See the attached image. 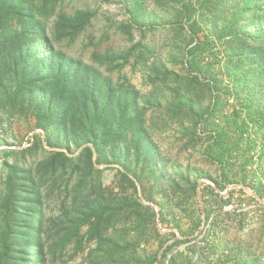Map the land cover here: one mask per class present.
Instances as JSON below:
<instances>
[{
  "label": "trees",
  "instance_id": "trees-1",
  "mask_svg": "<svg viewBox=\"0 0 264 264\" xmlns=\"http://www.w3.org/2000/svg\"><path fill=\"white\" fill-rule=\"evenodd\" d=\"M62 2L0 0V123L6 122L9 127L18 117L32 120L43 135H35L26 148L2 150L5 156L1 169L5 174L0 178V264H63L70 248L76 255L91 247L87 256L93 257L94 264H124L126 240L122 235L129 224L137 223L134 231H141L142 237L146 232L162 237L155 226V210L143 204L137 194L139 184L148 203L156 201L152 194L146 195L148 186L160 187L157 195L163 200L168 198L164 160L146 127L148 103H141V92L120 74L136 49L140 62L148 63L149 56L141 44L120 59L93 54L92 59L107 71L122 61L116 66L117 80L69 56L59 45L74 42L89 28L95 14L89 9L72 14L58 11ZM199 5L201 9L194 12L186 6L190 35L195 41L205 9L228 14L232 6L236 8L228 25L220 28L216 21L210 22L218 38L242 29L249 14L261 13L264 17V0H202ZM134 26L133 21L122 25L130 41H134ZM210 42L198 41L188 48L191 72L198 70L196 55ZM250 55L246 76L252 81L264 73V55L253 51ZM163 71L166 77L173 75ZM214 111L216 105L208 110L209 115ZM258 115L264 146V115L254 117ZM228 134L221 130L207 146V157L219 165L223 190L228 180L226 164L232 153ZM45 146L60 151H48ZM106 170L117 171L119 181L115 180V186L104 185ZM178 175L183 179L180 172ZM64 179L68 197L60 213L48 218L42 190L59 188ZM171 182L173 188H179L178 182ZM123 184L128 187L125 189ZM128 189L132 193L128 194ZM196 189L197 181L191 185L192 191ZM158 206L162 223L164 205ZM211 223L215 229L218 221ZM195 240H175L163 250L162 258L176 264L178 255L168 258L172 249ZM158 256L151 257L148 264H160ZM183 262L191 264L192 260L187 256ZM242 264L257 263L249 260Z\"/></svg>",
  "mask_w": 264,
  "mask_h": 264
},
{
  "label": "rangeland",
  "instance_id": "rangeland-1",
  "mask_svg": "<svg viewBox=\"0 0 264 264\" xmlns=\"http://www.w3.org/2000/svg\"><path fill=\"white\" fill-rule=\"evenodd\" d=\"M201 1L63 0L57 9L67 14L89 9L95 14L82 35L72 43L62 42L59 47L114 80L119 76L116 66L122 61L112 65L114 70L107 71L92 59L93 54H99V57L108 54L120 59L127 56L133 46L141 44L149 56L148 63L140 62L139 49H136L120 74L141 92V103H148L146 127L164 160L169 196L166 200L160 199L156 193L160 187L151 189L148 186L146 195L150 193L156 199L154 203H148L138 184L137 197L155 210V226L162 237L148 232L142 237L141 231H134L138 224H129L122 235L126 240L122 253L124 264H148V260L157 254L160 264H168L162 253L167 245L178 240L177 237L196 240L172 249L168 258L178 255L176 264H184L183 258L187 256L192 260L191 264H242L249 260L264 264V205L243 188L237 187L227 193L232 186L244 185L264 199L263 132L260 115L254 117L258 113L264 115V73L252 81L246 76L251 51L255 55H264V17L261 13L249 14L242 29L231 30L228 37L220 35L218 38L211 23L216 21L220 28L228 25L230 14L236 8L232 6L228 14L205 9L200 27L196 28L195 41L190 35L186 6L193 12L198 11ZM237 4L240 7L239 2ZM198 17L201 18L199 14ZM129 21L135 24L132 29L134 41H130L122 30V25ZM236 34L240 35L238 39ZM206 40L211 42L196 55L198 70L191 72L187 50L198 41ZM164 69L173 75H162ZM214 105L216 111L209 115L208 110ZM221 130L229 132L232 142L224 190L219 165L207 157L208 143ZM35 135L43 138L42 131L36 129L32 120L18 117L9 127L6 122L0 123V178L5 174L1 169L5 156L2 150L26 148ZM116 174L114 170L104 171V185L115 186V180L119 181ZM172 180L178 182V189L173 188ZM195 181L197 189L194 192L191 185ZM200 181H203L202 203L197 194ZM123 186L128 187L127 184ZM58 187L42 190L48 218L60 213L68 197L65 179ZM130 193L132 191L128 189ZM159 203L164 205V223H161ZM231 203L245 205L241 212L243 216L237 212L228 213V217L223 215L224 206ZM215 219L218 224L214 229L211 222ZM90 249L73 255L70 248L63 264H94L93 257L87 256Z\"/></svg>",
  "mask_w": 264,
  "mask_h": 264
},
{
  "label": "water",
  "instance_id": "water-1",
  "mask_svg": "<svg viewBox=\"0 0 264 264\" xmlns=\"http://www.w3.org/2000/svg\"><path fill=\"white\" fill-rule=\"evenodd\" d=\"M202 183H203V181H200L199 182V186H198V197H199V200H200V202L202 203V196H201V186H202ZM237 187H239V188H243L245 191H247V192H249L254 198H256L257 200H259V202H261L263 205H264V199L263 198H261L259 195H257L255 192H253V190H251L249 187H246V186H244V185H236V186H232L229 190H227V193L231 190V189H234V188H237ZM202 229V228H201ZM200 229V230H201ZM200 230H199V232H198V235H199V233H200ZM176 239H180V237H177Z\"/></svg>",
  "mask_w": 264,
  "mask_h": 264
},
{
  "label": "built area",
  "instance_id": "built-area-1",
  "mask_svg": "<svg viewBox=\"0 0 264 264\" xmlns=\"http://www.w3.org/2000/svg\"><path fill=\"white\" fill-rule=\"evenodd\" d=\"M244 208H245V205L239 206V205H235L231 203V204L224 206L223 211L224 213H236V212L241 213Z\"/></svg>",
  "mask_w": 264,
  "mask_h": 264
}]
</instances>
